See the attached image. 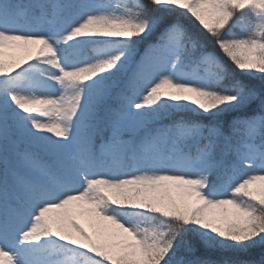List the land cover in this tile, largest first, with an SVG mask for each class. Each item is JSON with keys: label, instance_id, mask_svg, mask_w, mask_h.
<instances>
[{"label": "snow or ice", "instance_id": "obj_1", "mask_svg": "<svg viewBox=\"0 0 264 264\" xmlns=\"http://www.w3.org/2000/svg\"><path fill=\"white\" fill-rule=\"evenodd\" d=\"M0 264H264V0H0Z\"/></svg>", "mask_w": 264, "mask_h": 264}, {"label": "trees", "instance_id": "obj_2", "mask_svg": "<svg viewBox=\"0 0 264 264\" xmlns=\"http://www.w3.org/2000/svg\"><path fill=\"white\" fill-rule=\"evenodd\" d=\"M127 3L131 7L134 3V0H127ZM180 19L189 27L190 30L196 32L199 35L206 36V33H204L202 31V29H200L199 25L194 20H191V19L185 17L183 14H180ZM247 24H248V21L245 20L244 25L247 26ZM235 31L240 32L241 29L238 27L235 29ZM213 47H214V45H213ZM216 51L218 53V49H216ZM221 58L224 59L223 57H221ZM225 62L227 63V61H225ZM229 66L231 67V65H229Z\"/></svg>", "mask_w": 264, "mask_h": 264}]
</instances>
